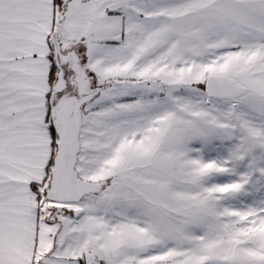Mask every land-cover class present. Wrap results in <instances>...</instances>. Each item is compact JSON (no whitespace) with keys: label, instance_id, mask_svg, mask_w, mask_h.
<instances>
[{"label":"snow or ice","instance_id":"snow-or-ice-1","mask_svg":"<svg viewBox=\"0 0 264 264\" xmlns=\"http://www.w3.org/2000/svg\"><path fill=\"white\" fill-rule=\"evenodd\" d=\"M0 264H264V0H0Z\"/></svg>","mask_w":264,"mask_h":264}]
</instances>
